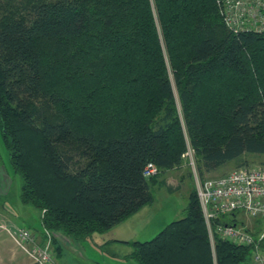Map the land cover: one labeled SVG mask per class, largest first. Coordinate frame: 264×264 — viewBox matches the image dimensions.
Wrapping results in <instances>:
<instances>
[{
	"label": "trees",
	"instance_id": "1",
	"mask_svg": "<svg viewBox=\"0 0 264 264\" xmlns=\"http://www.w3.org/2000/svg\"><path fill=\"white\" fill-rule=\"evenodd\" d=\"M0 130L20 201L41 212L57 255L52 233L82 241L153 204L155 185L170 190L159 177L181 165L187 141L201 178L264 156V34L228 30L216 0L9 7ZM148 163L158 175L143 176ZM123 243L138 264H246L252 251L218 238L212 249L195 189L181 218Z\"/></svg>",
	"mask_w": 264,
	"mask_h": 264
},
{
	"label": "built area",
	"instance_id": "2",
	"mask_svg": "<svg viewBox=\"0 0 264 264\" xmlns=\"http://www.w3.org/2000/svg\"><path fill=\"white\" fill-rule=\"evenodd\" d=\"M216 5L231 32L264 34V0H216ZM186 156L187 164L194 170L195 191L212 249L216 238L250 246V261L246 264H264V226H258V233L253 235L240 224L218 222L236 213L264 223V168L244 166L222 177L203 179L196 171L194 152L188 141ZM158 174L159 169L153 163H148L143 170L145 178ZM15 231L10 233L11 237L35 264H60L50 237L41 245L28 230Z\"/></svg>",
	"mask_w": 264,
	"mask_h": 264
},
{
	"label": "rangeland",
	"instance_id": "3",
	"mask_svg": "<svg viewBox=\"0 0 264 264\" xmlns=\"http://www.w3.org/2000/svg\"><path fill=\"white\" fill-rule=\"evenodd\" d=\"M35 1L37 2L38 0H0V16L5 10H9V7L20 8L23 4H28V2L31 4ZM176 107L180 114L178 99H176ZM186 153L187 147L181 165L173 170L165 171L159 177V180L163 179L166 181V185L170 190L160 187L158 184L153 188L155 200L153 206L148 208V215L146 216H149V214L150 216L159 215L157 218H161L162 215L165 219V225L183 216L184 208L188 201V195L195 189L194 170L187 164L188 159ZM247 160V167L264 168V156H250ZM236 169L238 168L231 163L219 169L217 172L203 175L202 178L211 179L222 177ZM21 185L22 181L20 176L15 173L11 166L9 153L3 142L0 130V224L3 225L0 232H4L14 241L10 233L13 234L16 232V229L23 228L32 233L41 245H44L47 239L51 237V233L44 229L43 236L45 237V241H40L42 236L37 234L36 230L41 231V212L31 205H24L21 203ZM18 215H20V218L23 220H20ZM15 218H17V220ZM237 220L247 231H253V229H257L258 226H260V228L264 226L263 222L258 220L254 221L242 214L237 216ZM138 228L136 223L130 221V218H127L103 233L92 234L88 238L82 240L81 243H75L70 240V244H64V246H62V260L64 262L68 259L67 264H138L135 260L126 259L124 257L131 251L129 245L113 242L109 246H102L105 240L111 239L112 237L130 240V232H136ZM161 229L162 228H160V230ZM144 230H147V228L140 231L143 232ZM160 230H156L154 234H145L143 236L144 238H140L141 241L152 239ZM145 232L147 231H144V233ZM15 244L22 250L16 242ZM50 245L55 251L54 244L51 243ZM72 248L77 249V252L75 253Z\"/></svg>",
	"mask_w": 264,
	"mask_h": 264
},
{
	"label": "crops",
	"instance_id": "4",
	"mask_svg": "<svg viewBox=\"0 0 264 264\" xmlns=\"http://www.w3.org/2000/svg\"><path fill=\"white\" fill-rule=\"evenodd\" d=\"M152 206H153V204L145 206L142 209H140L138 212H136L135 214H133L129 217L130 221H133L139 227L136 232H130V240H126V239L120 238V237H112L111 239L105 240L103 242L104 244H102V246H105V247L109 246L113 242L128 245V244L123 243V242L141 241L140 238H144L143 236L145 234H147V233L154 234V232H156V230H160V228H163L164 226H166L164 223L165 222L164 216L161 215V218H157V216H159V215L150 216V214H149V216H146V215H148V213H147L148 208L149 207L151 208ZM18 216H19L18 218H20V215H18ZM41 216H42V214L40 213L41 231H39V230H36V231H37V234L42 236V239L40 241L43 242V240L45 241V237L43 236L44 229L41 225ZM15 219L17 220V218H15ZM20 220H23V219L20 218ZM11 224H13V223H11ZM146 228H147V230H144V231H147V232L144 233V231L143 232L140 231V230H143ZM52 236H53V239H55L57 241V244L55 245V247L56 246L59 247V254L55 255L56 259L58 260V262H60V264H67L68 259H66V261H64V262L62 260V255H63L62 246H64V244H66V245L70 244V240L68 238H66L65 236H63L61 233H52ZM81 242L82 241H80V242L78 241V243H81ZM74 248H75V246H74ZM72 250L75 253L77 252V249L72 248ZM131 251H132V249H131ZM131 251L128 254H130ZM127 255H125V256H127ZM0 264H35V263L23 250H21L15 244V242L10 237H8L4 232H0Z\"/></svg>",
	"mask_w": 264,
	"mask_h": 264
}]
</instances>
